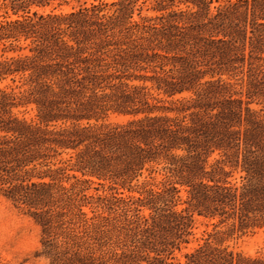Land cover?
Returning <instances> with one entry per match:
<instances>
[{
	"label": "trees",
	"instance_id": "obj_1",
	"mask_svg": "<svg viewBox=\"0 0 264 264\" xmlns=\"http://www.w3.org/2000/svg\"><path fill=\"white\" fill-rule=\"evenodd\" d=\"M55 1L0 0V192L39 254L264 264L227 243L264 228V0Z\"/></svg>",
	"mask_w": 264,
	"mask_h": 264
},
{
	"label": "rangeland",
	"instance_id": "obj_2",
	"mask_svg": "<svg viewBox=\"0 0 264 264\" xmlns=\"http://www.w3.org/2000/svg\"><path fill=\"white\" fill-rule=\"evenodd\" d=\"M93 1L69 0L68 3L63 2L55 10L67 12L74 7H78L84 3L90 4ZM142 1L139 0V2ZM57 2L58 0L54 2V5ZM214 3L217 2L215 1ZM146 5H151V0H146ZM52 7H48L46 10L49 11ZM143 12L154 13L151 9H144ZM25 115L33 117L34 111L29 107ZM118 118L120 117L112 115L110 120L114 121ZM161 176V174H158L159 178ZM90 191L95 192L96 190L94 187H91ZM125 191V193H129L127 190ZM133 194L138 195V192L134 191ZM85 209L89 210L88 207H85ZM212 222L213 220L207 217L196 215L193 235L190 237L188 243L182 244L181 248L175 251L176 257L184 259V253L198 246L207 237V232L213 229ZM41 237V227L35 222L34 218L25 209L16 207L12 201L8 200L0 192V264H51L48 257L39 254L42 247ZM227 243L247 255H264V228L230 238Z\"/></svg>",
	"mask_w": 264,
	"mask_h": 264
}]
</instances>
